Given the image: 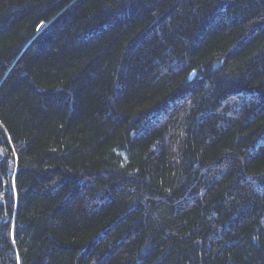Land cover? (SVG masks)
<instances>
[{"label":"trees","instance_id":"trees-1","mask_svg":"<svg viewBox=\"0 0 264 264\" xmlns=\"http://www.w3.org/2000/svg\"><path fill=\"white\" fill-rule=\"evenodd\" d=\"M0 264H264V0H0Z\"/></svg>","mask_w":264,"mask_h":264},{"label":"snow or ice","instance_id":"snow-or-ice-1","mask_svg":"<svg viewBox=\"0 0 264 264\" xmlns=\"http://www.w3.org/2000/svg\"><path fill=\"white\" fill-rule=\"evenodd\" d=\"M38 30H39V26H38Z\"/></svg>","mask_w":264,"mask_h":264}]
</instances>
